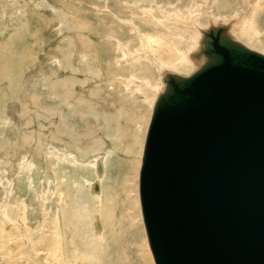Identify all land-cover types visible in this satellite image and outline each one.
<instances>
[{
    "label": "rangeland",
    "instance_id": "1",
    "mask_svg": "<svg viewBox=\"0 0 264 264\" xmlns=\"http://www.w3.org/2000/svg\"><path fill=\"white\" fill-rule=\"evenodd\" d=\"M212 24L264 54V0H0V264H154L138 203L162 86L150 55H188ZM140 34L165 43L146 51ZM101 155L110 216L96 223L85 181L96 189L90 164ZM98 222L99 251L89 244Z\"/></svg>",
    "mask_w": 264,
    "mask_h": 264
},
{
    "label": "water",
    "instance_id": "2",
    "mask_svg": "<svg viewBox=\"0 0 264 264\" xmlns=\"http://www.w3.org/2000/svg\"><path fill=\"white\" fill-rule=\"evenodd\" d=\"M228 30L202 31L203 61L164 74L152 108L138 194L154 264H264V54Z\"/></svg>",
    "mask_w": 264,
    "mask_h": 264
},
{
    "label": "bare ground",
    "instance_id": "3",
    "mask_svg": "<svg viewBox=\"0 0 264 264\" xmlns=\"http://www.w3.org/2000/svg\"><path fill=\"white\" fill-rule=\"evenodd\" d=\"M228 28H229V30H228V32H229V34L230 35H232L231 34V32H230V25L228 26ZM206 29V28H205ZM236 29V28H235ZM232 31V30H231ZM198 33H199V35H198V33H197V36H196V38L197 39H195V40H197V45L188 53V55H180V56H177V57H174V58H171V57H168V58H162V57H153L152 55H150V58H151V64H153V65H155L156 67H157V69H158V73H159V75H160V82L162 83V86H159V84H156V86L158 87V89H156L155 91H157L154 95H155V99H154V101H153V104H152V107H151V112H152V108H153V105H154V102H155V100H156V98H157V96H158V94L160 93V92H162L163 91V89H164V86H165V84H164V82H163V76H164V74H166L167 72H174V73H178V74H182V75H189V74H191L196 68H197V66L203 61V58L202 57H200V58H198V59H196V58H194L193 57V55L195 54V52H197L198 51V49H199V46H200V39H201V37H202V28H201V30H199V31H197ZM152 34V33H151ZM154 35V34H153ZM152 36V35H151ZM150 35H144V34H140V38L142 39V42H143V46H144V50H149L150 48L153 50V51H151V52H155V50H156V46H163V44L165 43V41H162V38H160V37H157V38H153V36L151 37ZM157 36V35H156ZM155 36V37H156ZM232 37L235 39V40H237V41H239L237 38H235L233 35H232ZM239 42H241V41H239ZM242 43V42H241ZM153 44H155V45H153ZM244 44V43H243ZM245 45V44H244ZM164 46H166V45H164ZM171 46V45H170ZM246 46V45H245ZM248 47V46H247ZM172 48V47H171ZM249 48V47H248ZM150 49V50H151ZM145 51V52H146ZM151 52H149V53H151ZM146 55V54H145ZM152 56V57H151ZM192 58L195 60H192ZM149 60V59H148ZM190 60V61H189ZM196 60H198V61H196ZM187 62L189 63V64H191L190 66H191V69L189 70V71H187V72H185V73H183L182 71H179V70H177L178 68H183V67H185V65L187 64ZM191 62V63H190ZM177 64V65H176ZM188 66V65H187ZM167 67H169V68H167ZM173 69H172V68ZM164 68V69H163ZM156 69V70H157ZM161 85V84H160ZM160 87V88H159ZM150 117H151V113H150ZM149 121H150V119H149ZM148 125H149V122H148V124H147V127H148ZM140 125L138 124V127H139ZM146 131H147V129H146ZM145 135H146V132H145ZM144 141H145V138H144ZM142 146H144V142H143V144H142ZM141 146V151H140V154L139 155H141L142 156V153L141 152H143V147ZM101 148V147H100ZM106 155V154H105ZM105 155H101V156H99V157H97V158H95L93 161H92V163L90 164L93 168H95V169H97V168H99V167H101V171H99L98 170V173L96 174V177H97V179L95 180L96 182H94V183H97V185H96V189H95V187H94V184H93V181H90V180H86L85 181V184H86V188H90V186L92 187V185H93V194H92V192H91V195H94L96 198H94L93 197V200H97V201H99V203H98V206L97 207H95L94 209H96V212H94V210L92 211V219H96L97 221H100V219H103V218H101V216H104L106 213H108V215H109V207H108V204H109V200H107L108 198H106V201H105V203H103L102 201H100L99 199H100V197H99V195H101V193H102V188H101V186H99V183L103 180H101V178H102V174L104 173L103 172V167L105 166V161H106V157H105ZM107 156V155H106ZM140 162H141V157H140ZM140 165H141V163H140ZM140 168V167H139ZM102 173V174H101ZM139 173V172H138ZM95 174V173H94ZM101 174V175H100ZM138 176H139V174H138ZM102 183V182H101ZM11 184V183H10ZM10 184H9V186H10ZM77 184H75V186L74 187H77L76 186ZM103 185V184H102ZM8 189H9V187H8ZM11 190V189H10ZM6 192H7V189H6ZM10 191L8 190V193H9ZM62 195V198H63V196H65V193L64 194H61ZM108 197V196H107ZM61 198V199H62ZM109 198H110V196H109ZM63 202V201H62ZM112 202V201H111ZM113 203V202H112ZM138 203H139V209H140V202H139V194H138ZM62 210V209H61ZM59 212H60V208L58 207V209H57V213H56V216H55V220H56V222H57V226L59 227V225H60V223L62 222V220L60 221L59 220V217H61V216H59ZM140 213H141V209H140ZM70 214V213H69ZM110 216V215H109ZM108 216V217H109ZM65 217V216H64ZM107 217V216H106ZM68 218V217H67ZM105 218V217H104ZM47 219V218H46ZM95 220V221H96ZM93 221V220H92ZM92 221H91V223H92ZM97 221H96V223H97ZM103 221V220H102ZM141 221H142V216H141ZM101 223V222H100ZM100 223L98 222V226H99V230H94V228H93V230L91 231L90 230V232H91V234L90 235H93V236H91V238H90V241H89V244L94 248V247H98V246H95L94 244L96 243V241H99L100 243L102 242L103 243V241H104V229L101 227V225H100ZM103 224V223H102ZM56 225V224H55ZM62 225V224H61ZM87 225H89L90 226V222H89V224H87ZM92 225V224H91ZM142 225H143V222H142ZM63 226V225H62ZM56 228V227H55ZM86 228V227H85ZM91 228V227H90ZM9 229V228H8ZM59 229V228H58ZM62 229V228H61ZM143 229H144V225H143ZM56 231H57V229H56ZM56 231H55V233H56ZM24 232V231H23ZM58 232V234H59V231H57ZM86 232V231H85ZM144 232H145V229H144ZM53 233V232H52ZM24 234H25V232H24ZM57 234V235H58ZM62 234V233H61ZM89 234V233H88ZM26 235V234H25ZM52 235V234H51ZM56 235V234H55ZM54 235V236H55ZM52 237V236H51ZM56 237L57 236H55V241L57 240V242H58V239H56ZM145 237H146V233H145ZM22 238H24V235H22ZM26 238H27V236H26ZM53 239V238H52ZM89 239V238H88ZM30 239L29 238H27L26 239V241H29ZM146 240H147V238H146ZM25 241V240H24ZM147 242V245H148V241H146ZM24 243V242H23ZM26 243V242H25ZM55 243V242H54ZM63 243V242H62ZM57 245H58V243H56ZM55 244V245H56ZM97 244V243H96ZM104 244V243H103ZM31 245V244H30ZM54 245V244H53ZM29 246V245H28ZM60 246H61V243H60ZM62 247V246H61ZM77 247V246H76ZM93 248H91V247H89V249L88 250H90V251H93L94 249ZM148 248H149V245H148ZM28 249L30 250V248L28 247ZM55 249V248H54ZM54 249H52V251L54 250ZM64 249V248H63ZM93 249V250H92ZM98 249V251H99V248H97ZM97 249H95L94 251H93V254H95V255H98V251H97ZM101 250V249H100ZM51 251V252H52ZM64 251V250H63ZM149 251H150V248H149ZM65 252V251H64ZM63 252V254H65ZM77 251H75V253H76ZM58 253H60V251L58 252ZM73 253V252H72ZM87 253H89V251L87 252ZM48 254H51V253H48ZM77 254H80V252L79 253H77ZM77 254H75V257L77 256ZM83 256H82V259H86V256L83 254V253H81ZM93 254H91L92 255V257L90 258V260L92 261V259H94L93 257ZM150 254H151V257H152V253H151V251H150ZM74 255V254H73ZM57 256V255H56ZM62 257V256H61ZM74 257V256H73ZM89 257H90V255H89ZM96 257H98V256H95V258ZM80 257L78 256V258L77 259H79ZM62 259V258H61ZM67 259V258H66ZM81 259V260H82ZM152 259H153V257H152ZM80 260V259H79ZM87 260L89 261V259L87 258ZM86 261V260H85ZM85 261H83L84 263H82V264H85ZM88 261H86V263H88L89 264V262ZM65 262V261H64ZM68 262V261H67ZM75 262V261H74ZM80 262V261H79ZM96 262H98V261H95V263ZM154 262V261H153ZM51 263V262H50ZM69 264V263H68ZM73 264V263H72ZM79 264V263H78ZM81 264V263H80ZM90 264H92V262H90Z\"/></svg>",
    "mask_w": 264,
    "mask_h": 264
}]
</instances>
